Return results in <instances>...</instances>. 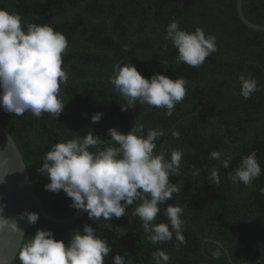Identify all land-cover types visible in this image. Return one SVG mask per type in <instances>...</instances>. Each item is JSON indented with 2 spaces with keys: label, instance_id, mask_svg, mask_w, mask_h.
<instances>
[{
  "label": "trees",
  "instance_id": "1",
  "mask_svg": "<svg viewBox=\"0 0 264 264\" xmlns=\"http://www.w3.org/2000/svg\"><path fill=\"white\" fill-rule=\"evenodd\" d=\"M0 9L19 14L25 23L49 25L68 42L63 55L68 83L60 93L66 107L58 119L48 113L37 118L31 112L16 116L0 109V122L21 149L37 195L53 217L67 218L78 211L63 191H45L50 181L37 172L51 146L93 131L108 141L100 146L104 148L111 144L109 129L131 131L133 112L121 110L127 101L109 81L116 65L131 63L148 79L162 74L187 81V95L171 117L163 108L138 102L135 106L143 128L138 135L146 136L149 129L165 133L155 141L156 154L163 152L170 159L174 149L183 153L180 176L171 178L180 191L159 205L154 223H169L164 214L168 205L181 207L185 243L175 234L168 242L149 241L140 218L131 215L139 202L112 221L95 223L86 213L60 226L40 216L35 226L29 225L25 240L44 229L67 243L72 231L83 232L87 224L111 248L105 264H112L116 254H127L126 264H155L152 254L157 250L169 255V264H264V31L242 22L237 0H0ZM243 9L251 22L264 26V0H244ZM173 21L186 32L200 27L216 37L217 50L202 66L177 62L178 50L165 38ZM241 74L257 81L258 90L249 99L240 93ZM96 113L103 116L93 124ZM213 151H220L221 159L232 158L228 168L210 157ZM253 151L260 177L247 186L233 183L229 173ZM213 168L220 176L214 185L209 183ZM13 264H20L18 256Z\"/></svg>",
  "mask_w": 264,
  "mask_h": 264
},
{
  "label": "clouds",
  "instance_id": "2",
  "mask_svg": "<svg viewBox=\"0 0 264 264\" xmlns=\"http://www.w3.org/2000/svg\"><path fill=\"white\" fill-rule=\"evenodd\" d=\"M166 31V40L178 50V63L200 67L217 50L216 37L206 35L203 28L197 27L189 33L181 30L179 21H173ZM67 47L66 37L51 26L25 23L19 14L0 9V109L16 116L31 112L37 118L48 113L58 119L66 107L60 93L61 86L68 83L67 70L63 67ZM109 81L114 91L127 101L126 106H121L122 111H129L138 102L166 109L167 116L171 117L175 106L187 95L185 78L171 79L156 74L148 79L131 63L118 64ZM239 81L240 93L245 99L258 90L255 79L241 74ZM102 116L103 113L93 114L91 122L99 123ZM142 132L139 123L127 134L111 128L108 130L111 144L104 148L100 146L108 141L93 131L56 143L46 152L37 172L50 181L45 185V191L55 194L63 191L72 201L70 207L86 212L95 223L101 219L123 218L128 208L139 202L131 215L140 218L144 231L149 233V241L153 244L168 242L175 234V239L183 244L181 207L168 205L164 214L169 223H154L161 211L159 205L180 191L171 178L180 176L183 153L174 149L170 159H166L163 152L156 154L155 141L165 133L149 129L146 136L138 135ZM172 135L179 139L180 133L173 130ZM210 157L220 161L224 168L229 167L232 159L230 156L221 159L220 151H213ZM261 173L253 151L241 158L229 178L233 183L247 186ZM5 177L0 178V183ZM219 182L218 171L213 168L209 183ZM7 207V203L0 202V232L6 230L22 238L18 253L20 264H105L111 248L91 225H84L83 232L72 231L67 243L57 240L52 231L44 229H37L34 236L25 240L21 221L26 220L30 226H35L40 214L24 211L18 219L9 218L4 215ZM126 255L116 254L112 264H126ZM152 258L155 264H169L170 260L163 250L154 252Z\"/></svg>",
  "mask_w": 264,
  "mask_h": 264
},
{
  "label": "water",
  "instance_id": "3",
  "mask_svg": "<svg viewBox=\"0 0 264 264\" xmlns=\"http://www.w3.org/2000/svg\"><path fill=\"white\" fill-rule=\"evenodd\" d=\"M243 3L244 0H237L238 13L242 22L252 29L264 31V26L251 22L245 16ZM131 110L133 112L131 131H133L138 125V113L135 107H132ZM5 175L4 182L0 183V202L7 203L8 207L4 215L9 218L18 219L21 212H32L35 209L47 222L62 226L74 223L86 214L84 211H78L67 218H56L45 210L34 188L21 149L7 128L0 122V178ZM20 226L26 237L29 224L25 220L21 221ZM21 244L22 238L20 236L9 234L6 230L0 232V264H13L18 256Z\"/></svg>",
  "mask_w": 264,
  "mask_h": 264
}]
</instances>
